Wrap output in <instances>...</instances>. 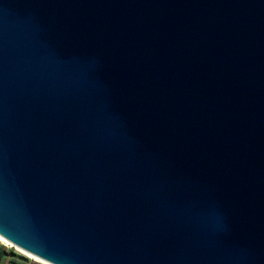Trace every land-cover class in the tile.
Listing matches in <instances>:
<instances>
[{
  "label": "water",
  "instance_id": "water-1",
  "mask_svg": "<svg viewBox=\"0 0 264 264\" xmlns=\"http://www.w3.org/2000/svg\"><path fill=\"white\" fill-rule=\"evenodd\" d=\"M0 235L264 264V0H0Z\"/></svg>",
  "mask_w": 264,
  "mask_h": 264
},
{
  "label": "crops",
  "instance_id": "crops-1",
  "mask_svg": "<svg viewBox=\"0 0 264 264\" xmlns=\"http://www.w3.org/2000/svg\"><path fill=\"white\" fill-rule=\"evenodd\" d=\"M1 242V241H0ZM0 264H37L18 255L14 250L8 249L0 243Z\"/></svg>",
  "mask_w": 264,
  "mask_h": 264
},
{
  "label": "bare ground",
  "instance_id": "bare-ground-1",
  "mask_svg": "<svg viewBox=\"0 0 264 264\" xmlns=\"http://www.w3.org/2000/svg\"><path fill=\"white\" fill-rule=\"evenodd\" d=\"M0 240H1L3 243H5V244H8V245L13 246L12 243H11L10 241H8L7 239H5V238H4L3 236H1V235H0ZM16 248H17V250L20 251L22 254L28 256L29 258H31V259H33V260L39 262V263H42V264H51V263H49V262H47V261H45V260H43V259H40V258L36 257L35 255H33V254H31V253H29V252H27V251H25V250H23V249H21V248H19V247H16Z\"/></svg>",
  "mask_w": 264,
  "mask_h": 264
},
{
  "label": "rangeland",
  "instance_id": "rangeland-1",
  "mask_svg": "<svg viewBox=\"0 0 264 264\" xmlns=\"http://www.w3.org/2000/svg\"><path fill=\"white\" fill-rule=\"evenodd\" d=\"M0 241H1V240H0ZM0 243H3V242L1 241ZM3 245H4L5 247H7L8 249H11V248H10V247H11L10 245L5 244V243H3ZM13 249H15V248H13ZM15 252H16L18 255H20V256H22V257L28 259L29 261H31V262H33V263L42 264V263H39V262H37V261H35V260L29 258L28 256H26V255H24V254H22V253H21L20 251H18V250H16Z\"/></svg>",
  "mask_w": 264,
  "mask_h": 264
},
{
  "label": "built area",
  "instance_id": "built-area-1",
  "mask_svg": "<svg viewBox=\"0 0 264 264\" xmlns=\"http://www.w3.org/2000/svg\"><path fill=\"white\" fill-rule=\"evenodd\" d=\"M11 246V245H10ZM12 250H14V251H16L17 250V248L15 247V246H11L10 247ZM13 248H15V249H13Z\"/></svg>",
  "mask_w": 264,
  "mask_h": 264
}]
</instances>
